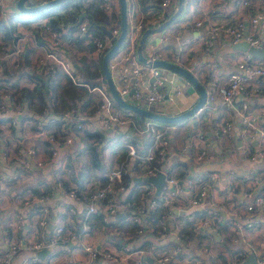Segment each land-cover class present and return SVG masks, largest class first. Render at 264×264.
Returning a JSON list of instances; mask_svg holds the SVG:
<instances>
[{"label": "built area", "instance_id": "1", "mask_svg": "<svg viewBox=\"0 0 264 264\" xmlns=\"http://www.w3.org/2000/svg\"><path fill=\"white\" fill-rule=\"evenodd\" d=\"M40 1L33 0V2ZM134 2L135 0H125V35L116 51L108 58L107 65L112 82L119 96L127 102L133 104L142 103L144 107H147L148 105H155L162 99L161 88L165 80L158 69L150 64V61L154 59H165V56L161 51H157L154 48L152 40L146 38L144 40L143 51L149 61L143 64L137 59L136 43L144 23L141 21L137 9L133 7ZM242 3L245 4L246 1H242ZM176 4V0H158V6L161 11L151 16L150 23L152 25L158 24L163 19L164 14H169L176 8ZM101 6L108 12L107 14L112 13L109 0H105ZM7 10L3 6V0H0V22L5 25H7L8 20L6 18ZM263 18L264 5L255 9L249 16L247 19L248 29L246 31L244 30L242 19H237L232 23L221 25L215 22L208 23L207 35L208 37L217 36V38H222L223 40L228 38L233 43L244 40L249 45L261 47L264 50V43L260 44L258 39L251 35V31L256 28ZM200 23L201 20H196L194 25L197 26ZM36 26H38L37 38L40 39V45L37 43L38 39L33 32V28ZM78 27L82 33L86 32V24L84 22L80 23ZM21 31L23 32L20 33ZM109 32L110 36H105L103 41L95 39V47L92 50H86L83 55L87 57H98L104 48L110 47L112 41L119 33V28L114 27ZM62 34L63 32L60 33L55 29L49 28L46 25L45 18L30 23L23 30L19 27L15 29L11 28L7 39H4V34L0 31V61L6 63V67L4 68L0 65V90L11 91L9 94L2 96V99L0 98L2 103L0 105V115H3V119L6 120L5 126L7 128L4 130L5 132H9L10 129L13 130L14 128L15 135L11 140L18 150L16 154L20 156V160L9 157L10 163L6 161L5 168L8 169L9 181L11 183L16 182V171L21 168L22 170L34 173L33 176L41 171L43 174L41 180L47 183L51 171L66 167L63 159L64 154H62V150H58L57 148L59 144L56 133H53L54 130L62 128L65 122L68 126L76 130L86 129L90 132H98L108 136L118 135V138L123 143L122 146L124 145L126 147L125 155L116 165L108 168L102 177H93L84 182L82 193L85 196V200L83 211L80 215L76 214L73 206L67 203L68 200H78L77 192L72 193L63 189L59 178L55 181L54 186L61 189L60 193L65 201L64 204L57 206L55 216H53L54 213L50 210L51 205L49 201L46 202V196L49 194L38 195L41 197L37 198V194H32L27 189L20 193L8 194L6 195L7 202L10 205L16 203V207H18L14 210L4 207L0 199V224L4 231L5 241L8 243L7 250L0 255V264H9L12 255L22 244L19 233L22 230L23 235L31 234L29 229L33 225L42 228L50 221H56L55 227L49 236L40 240L30 238L27 241L28 243L25 244L26 248L33 252L41 249L49 250L58 244L65 245L80 240L84 234L90 231L91 226L88 218L91 215L97 214L100 222L103 225H108L110 218L112 221V216H115L118 211L124 210L128 214L133 231L137 235H142L145 234V225L149 210L179 202L180 215H185L188 207L198 205V202L202 203L208 198V188L204 184V178L206 176L191 173V175L185 176L184 179L186 186L189 189H195V192L190 193L188 197L179 201L177 199L179 191L177 188L178 182L176 183L175 178L168 174L166 161L169 155L177 150V152L181 151L187 154L188 162L192 165L205 158L206 147L197 149L188 144L189 141L187 140V143L178 147L173 144V140L168 133L169 130L167 127L171 125L170 123L150 121L151 119L139 123V121L133 119L131 116L119 113V110L114 108L112 98L105 87H94L99 96V101L93 109L88 106H77L73 103L68 108L63 109L59 114V121H62H60L57 129H50L48 126L49 123L54 122L52 121L54 117L47 114V108L42 110L43 115H40V118L34 119L36 126L33 129L29 130L24 122L20 124V127L17 126L21 120L22 106H27L29 102L25 97L26 90H30L34 85L41 84L43 81L50 82L56 74L57 69L62 73H68L69 77H73L69 71L71 70L70 61L67 59L70 56V52L64 49L65 41L61 39ZM1 40L5 42L3 45H1ZM87 42L88 38L84 37L83 43ZM36 45L42 47V52L36 55L32 61L30 60L25 72L18 76L16 84H10L9 81L11 80H8V76L14 74V69L24 59L26 51ZM202 48L204 50V46ZM69 58L71 59V57ZM218 85L216 83H209L204 103L194 111L195 114L199 113L197 118L200 116L202 110L207 105H210L214 99L219 98L222 104L224 101L226 106L233 111L232 113L239 118L241 136L243 138L242 149L247 150L248 160L264 161V107L256 110L248 109V100L257 94L264 93V58H254L246 51L237 54L234 58V69L228 72L224 86ZM169 91L173 96H176L182 90L176 86L171 87ZM47 94L49 95V91ZM237 97L239 98V102L234 103L233 101ZM46 101L48 104L51 103L50 96L46 97ZM46 106L48 105L46 104ZM93 119L97 122L95 125L92 124ZM231 123V120L225 121L223 125L219 122L215 123L212 126V132L215 134L219 130L229 131ZM25 134L32 141L30 146H23L22 144L26 136ZM192 135L201 138L198 130L188 134L187 138H190ZM74 138L75 134L71 133V136L66 138V142L70 145ZM0 140H2L1 130ZM253 140L255 145L251 148L250 143ZM42 146L45 148H43V152ZM5 156H9V154L7 151L2 150L0 152V160H4ZM129 160H131V164ZM127 164H130V167L133 169V176L141 178L138 184L140 183V191L147 199L145 205H139L133 210L127 209L131 204L126 201L127 198L125 197L131 190L129 185H127L128 183L124 181V178L128 177ZM2 173L4 172H0L1 177H3ZM158 173L164 174V180L168 185H162L159 193L154 195L152 183L144 181L142 178L154 176ZM258 175L260 173L257 174L256 172L249 171L240 175L239 181L247 183L250 186L251 184L257 185L261 181ZM215 177L216 175L213 173L212 179ZM222 178L223 175H221ZM172 185L174 186L172 187ZM4 186L5 184H1L0 181V198ZM35 186L36 188L42 189V183H37ZM242 195L244 197H250L251 191L242 192ZM48 198L50 200V195ZM34 203L38 204L36 209H33L32 204ZM252 203H247L245 207L250 210L259 208L264 204V196H254ZM214 213L216 217L199 218L197 220L198 225H195L194 230L197 231L202 227H220L224 223V219L217 212ZM59 214L64 217V222L59 221ZM241 216L249 215L246 213L238 215V217ZM164 218L162 216L158 220V231L153 230L155 236L165 238L168 232L172 231L174 236L178 237L181 223L177 221L171 223L169 226L167 220ZM252 219L249 220V226L251 222L255 223ZM185 220H187V217ZM235 220L238 221L237 219ZM238 222L236 223L241 225ZM114 231H120V229H113L112 232ZM128 241H122L120 249L114 251L101 248L97 244L89 241H83L81 249L85 252L88 262L97 258L117 262L133 249L132 243ZM178 252L179 247H175L170 250V253H164L158 256L156 262L165 264L170 261L171 255ZM254 253H256L254 256L256 261L264 264V252ZM243 260L244 258L242 257L240 261ZM35 262L38 261L33 256L32 259L23 264H34Z\"/></svg>", "mask_w": 264, "mask_h": 264}, {"label": "crops", "instance_id": "2", "mask_svg": "<svg viewBox=\"0 0 264 264\" xmlns=\"http://www.w3.org/2000/svg\"><path fill=\"white\" fill-rule=\"evenodd\" d=\"M112 1L113 0H111V2ZM186 1L188 2H186L185 4V18H183L185 20V27L181 28H186L189 31H193L194 35H192L191 37H185L183 41H169L163 46L157 44L156 41L152 42L155 49H163L166 55L171 56V58L174 56L178 57L180 63L184 62L185 66L189 64L190 66L187 67L198 79V81L205 87L206 90L208 89L209 83H225L228 72L234 69V58L237 54L246 51L254 58H264V56H254L249 51L242 49L241 42H243L244 40H239L235 43H231L228 39L223 40L222 38H213L208 37L207 35L208 23L215 22L221 25L232 23L237 19H242L244 23V30L246 31L248 29V17L255 11V9L264 5V0ZM242 1H246V3L243 4ZM3 6L8 9L6 18H10L11 13L17 11V9L15 8V0H3ZM135 6H137L139 10L138 12H140V17L144 18L148 22L150 20L149 17L142 11L146 10L153 15L156 14V9L154 7L158 6V0H136ZM113 7L116 10L113 9L115 11L112 12V23H114L116 17H118L119 19L118 2L116 5L113 4ZM196 20H201V23L197 26L194 25V22ZM157 25L158 24L152 25L149 21V25H147V28H153ZM24 28L26 27H22L21 29L23 30ZM159 31L160 30L153 31L149 33V35H152L153 38L154 36L159 35L160 40H162L166 35H173L175 39H177V36L179 35L176 29L172 27L166 28L163 35H160ZM22 32L23 31H21L20 33ZM251 35L252 37L258 39V42H260V44L264 43V18L259 22L256 28L251 31ZM81 40L79 43L84 44L83 40ZM37 43L40 45L39 41ZM204 43L208 44V48L205 52L202 51V46ZM84 47H86V45H84ZM86 50H88V47H86ZM27 51L25 53L24 59L26 58V64L28 66L30 60L32 61V59L36 55L42 52V47L36 45ZM72 57L73 56H71V59L69 57L67 59L70 61V69L72 71V74L75 75L73 73L75 72V69L73 68L74 63ZM55 78L56 76L52 78V82L54 83L56 81ZM62 80L63 78H61L59 82H62ZM86 91V99H81L79 103H81L80 105L83 104V107L88 106L89 108H91L96 103H93L92 99H96L97 96H95V92L93 91ZM196 95V92H193L190 95H184L183 91H181L180 94L173 96V94L169 91V95H167L166 100L162 98L158 103L154 105V107L162 110L165 114H175L178 113L180 109H183L184 106H186L188 103H190L191 100L196 97ZM49 96L51 103L48 104L45 101V106L43 105L40 112H37L36 99L33 98L28 100L29 102L27 103V106H22V115L20 122L16 120L17 122H19L17 126L20 127V124L23 122L24 124L25 122L31 123L34 121V119L40 118V115H43L42 110L47 108V114H50L49 116L54 117V119L52 118V121L54 122L49 123L48 126L50 129H57V127L60 125V121L62 120L59 121V114L51 113V110L54 109L51 90H49ZM250 100L249 103L254 107L264 104V98H251ZM233 102L238 103L239 98H235ZM46 104L48 106H46ZM222 109L223 108L217 106V102L212 101L210 105H207L202 110L200 116L197 118L198 121L196 125L194 124L193 120L190 122L186 118L178 122L170 123L172 124V130H169L168 133L170 134L173 140V144L175 145L176 141L178 143H187L185 139L186 136L194 132V129L196 131V127H201L204 130V137L206 142L205 158L201 159L197 163H193L192 165H190V162H188V155L181 151L177 152L176 150V152H174L173 154L171 153L166 160L168 174L173 178H178V183L179 181L184 179L185 176L191 175V173L202 176L205 175L208 171H211L212 168L225 172L223 178L218 182V184H221L223 193L221 192V190H219L218 187L214 186L215 188H213L211 186V188L208 190V198L204 201V203L198 206H193L192 208V212H194L196 217H200L207 211H214L212 207L219 209L223 213V216L218 213L219 216L224 219V223L219 228L215 229L218 233L216 236H213L210 232L205 231L206 229L210 230L212 228H206L202 231V233H196L198 237L190 236L188 237L190 239H187L183 244H181L179 238L177 236H174L172 231H169L165 238L155 236L153 230L154 228H156V224L155 221H152V219L149 218V216L145 225V234L137 235L131 227L127 212L121 210L118 211L115 216H112V221L110 218V223L108 225H103L100 222L99 216L97 214L91 215L88 218L91 226L90 231L84 234L80 238V240L65 245H55L49 249L48 254H43L42 257L36 256L32 250L26 248L25 244L28 243L27 241L30 240V238L34 240H40L49 236L50 233H52L53 228L55 227L56 221H50L42 228L33 225L29 229L31 234L23 235L22 232L19 233V235L22 233L21 236H19V238H21L22 240V244L12 255L9 264H23L32 259L33 256H35L38 261L34 264H158L156 262L158 256L164 253H170V250L175 247H179V252L174 254V261L172 263L165 264H241L242 261H240V259L242 257L245 258L247 254H251L255 259L254 256L256 253L254 252H264V228H259L258 230H256V228L244 226L246 222L242 219L238 220L237 218H239V212L243 210L247 203L253 204L252 198L254 196H264V161H248L246 159L247 150L242 149L243 138L241 136L238 120H235L234 127L229 138L221 139L220 137H214L215 135L212 132V126L213 124L218 123L219 116L224 115ZM2 116L0 115V126H4V128H2L1 131L2 140L0 141H2V143H0V152L2 150H6L9 152V150L11 151L15 148V144L11 140V138L14 137L15 132L14 128L13 130L10 129L9 132L4 131L7 126H5V123L2 121ZM227 118H229V115ZM96 123V120L93 119L92 124L95 125ZM25 135L26 136L23 141L27 140V142H29L30 138L27 134ZM86 138L87 137H83V135L79 137L77 134L76 136V140L78 141L75 147L77 153L75 152L76 154H71L77 160L76 166H80L87 160V156L84 160H82V158L86 155L85 151L83 150L84 145L88 142V139ZM18 144L20 146L19 142ZM192 144L196 146L200 145V142H196V139L193 138ZM253 144L254 140L251 141L250 145ZM27 145L28 143L23 144V146ZM112 149L113 150H102V156L105 160V166L106 164H109L110 161L107 158L108 156L107 154H105V152H114V149L115 151L117 150V148ZM76 155H78V157H81L80 163L78 160L79 158L77 159ZM11 157L20 160V156H18L17 154ZM66 158L67 154L65 153L64 163H66ZM6 161L10 163L9 156H5L4 160H0V172H4L2 173V176L4 178L0 175V181L1 184H5L0 199L1 202H3L4 207L14 210L18 208L16 207V203L10 205V203L7 202L6 195H12L13 193L19 192L16 190H22V188L19 187L24 183L18 184V181L16 180L13 185H7V183H9L10 181L8 169L5 168ZM108 166H106V168L101 172V175L96 174V177L102 176L105 170L109 168ZM129 167L130 164H127V168ZM249 171L256 172L257 174L260 173V175L258 176L261 178V181L257 185L251 184L250 186L247 183L239 181V176ZM91 174L93 173L91 172ZM64 176L72 185L75 184L74 180L71 178L70 169H67V173L64 174ZM132 182L137 183L135 185L136 187H133V191L127 194V196L125 197L128 200H133L137 204L145 205L147 203V199L142 197L140 194V183L138 184V182L135 180ZM163 185H168L165 180L163 182ZM173 186L174 185H172V187ZM152 187L154 191L153 183ZM177 188L179 189L177 194V199L179 201L183 197H188L191 192V190L186 186V184H183L182 181L180 182V185L177 184ZM248 190L251 191L250 197H244L242 195V192H248ZM50 200L52 204L51 210L54 213L53 216H55L57 206L64 204L65 200L62 194L57 189L54 191L51 190ZM83 204L84 202L80 198L72 205L76 214H82ZM175 204L176 206L174 204H169L167 206L156 207L155 209L150 210L149 213L151 214V211H154L156 209H162L166 213L165 219L170 226L171 223L176 222V219H182V215H180L181 212L179 210V202H175ZM32 205L33 209H36L38 207L37 203H34ZM53 205H55V207ZM246 214L253 216L252 218L256 216L257 222H264V204L259 208H254L253 210L247 211ZM58 219L60 222H64V217L60 216V214L58 216ZM235 219H237L239 222ZM231 221H236L241 224L240 226H242V228L239 232L231 230ZM113 229H120V231L112 232ZM231 232V237L235 238L233 242H231V239H229V235ZM127 240H129L128 242L132 243L133 249L129 254L119 259L117 262H110L100 258L92 259L88 262L86 260L85 252L81 249L82 242L89 241L97 244L101 248L114 251L120 249V247L122 246V241L125 242ZM7 248L8 243L7 241H5L4 231L0 224V255L4 253Z\"/></svg>", "mask_w": 264, "mask_h": 264}, {"label": "trees", "instance_id": "3", "mask_svg": "<svg viewBox=\"0 0 264 264\" xmlns=\"http://www.w3.org/2000/svg\"><path fill=\"white\" fill-rule=\"evenodd\" d=\"M43 1L45 0H41L40 2H43ZM40 2H37V3H40ZM104 2L105 0H63L59 3H56L52 6H49L43 10H40L34 13H27V14L18 13L16 15H13L10 18H8L7 25L0 22V31L4 34V39H7L9 37L11 28H13V23H15L16 21L21 22L23 25H28L35 20L45 18L46 25L49 28L55 29L57 31L65 30L61 36V39L64 40L66 43H70V44L72 42L79 43L81 39L83 40L84 37H86L88 38V42L86 46L88 47V49H93L95 39L100 40L104 38L105 36H107L103 33V29L108 30L112 27L109 19L113 18L112 16L113 13L107 14V12L102 8L101 5ZM32 4L34 3H31L28 1L26 3V5H32ZM154 8L156 9V14L157 12L161 11L158 6ZM81 11H84L85 13L83 16L80 17V20L78 21V14ZM166 16L168 15L164 14L163 17H166ZM80 22L81 23L86 22V32L82 34L78 32L77 34L73 36L72 35L73 31L77 29ZM114 23H115V26H119L118 17H116ZM33 32L35 33V36L37 38L38 37V26L33 28ZM38 41H40V39H38ZM100 61H101V58H99V62L97 64L93 65V69H89V66H88L89 64L85 62V59L83 57H79L75 61H73L74 63L73 68L75 69V72L73 73L75 74L76 78L79 79L78 82L88 83L89 86L99 84L100 82H104V77H103V74L100 68ZM26 62H27L26 58L22 59L21 64L18 68V72L15 74V76L14 75L8 76V80L11 79L10 82H13V83L17 82L18 76H20L23 72H25L27 68ZM54 76H56L55 83L52 82V80L51 82L43 81L41 84L38 83L34 85L30 90L25 91V97L27 100H30L33 98L36 99L37 112H40L43 105L45 106L46 97H49V95L47 94L49 90H51V97L54 103V109L51 110V113L60 114L62 110L65 108H68L69 105L73 101L78 102L81 99H86L87 91L84 86L73 83L60 70H57ZM61 78H63V80L62 82H59ZM91 79H99V80H91ZM116 108L119 110V112H123V114L127 113L125 115L131 116L133 119L139 121V123H142L143 121L148 120L147 118L137 115L133 112L122 110L117 105H116ZM65 124L67 123L65 122ZM81 131H82L83 137H87L86 139H88V142L84 145V148H83L85 153L88 155L87 160L80 166H76L77 164L76 158H74L73 155L66 153L67 158H66L65 164H68L70 168L71 178L74 180L75 184H77L76 190H77L78 199L81 198L84 202L85 196L82 193L84 182L93 177L94 178L102 177V176L96 177V174L101 175V172L106 168L105 160L102 156V150L103 151L106 149L113 150L112 148H109L107 146V141L117 140L118 135L108 136V135L101 134L98 132H90L86 129H83ZM117 143H119L118 144L119 148L116 151L114 149L115 153L118 151H120V153H123V146L121 144L122 143L121 140L120 141L118 140ZM91 172L93 174H91ZM134 177L135 176H132V177L128 176L124 178V181L128 183L126 184L129 185V188L131 189L130 192L133 191V187H136L135 185L137 184L135 182L134 183L132 182L134 181L133 180ZM37 183H42V189L36 188L35 185ZM64 183L65 184L63 185L65 186V188H68L66 182ZM47 185L48 184H46L45 182H42L41 177L39 176L35 177L34 180H31L29 181L28 184H26V186H28L27 190L32 192V194H37V195L50 194L51 187H48ZM16 191H19L16 193H20L25 190L22 189V190H16ZM140 194L142 197H144L142 193ZM126 201L131 204L130 206L127 207L128 210H133L137 206L141 205V204H137L133 200L127 199ZM149 211H148L147 219L149 216V218H151L152 221H155L156 228H154V230L158 231L157 222L162 216L165 217L166 213L162 209L160 210L156 209L154 211H151V214L149 213ZM251 218L252 216L249 215V216H241L237 219L238 220L242 219L245 222H248ZM177 221L181 223V229L178 234V238L181 244H183L184 241H186L187 239H190L188 238L190 236L198 237L197 234L199 233L196 234L191 229L190 221L180 219V218L178 220L176 219V222Z\"/></svg>", "mask_w": 264, "mask_h": 264}, {"label": "rangeland", "instance_id": "4", "mask_svg": "<svg viewBox=\"0 0 264 264\" xmlns=\"http://www.w3.org/2000/svg\"><path fill=\"white\" fill-rule=\"evenodd\" d=\"M28 2H31V3H37V2H33V0H27ZM27 1H25L26 3H27ZM190 1V0H189ZM117 2H118V0H113L112 2H111V0H109V5H110V10H111V12H113V11H115L116 9L113 7V4L114 5H116L117 4ZM186 2H188V1H186V0H184L183 1V9L179 12V14L177 15V17L175 18V20H173L171 23H169L168 25H166L165 27H163L162 29H160V31H159V34L160 35H163L164 34V32H165V29L166 28H175L176 29V31L179 33V35L177 36V39H175V37L173 36V35H166L162 40H160L159 39V35H156V36H154V38L152 37V35H147L146 37H145V39L146 38H149L150 40H152L153 42L154 41H156V43L157 44H160V46H163L164 44H166V43H168L169 41H173V42H177L176 40H184L185 39V37H191L192 35H194V32L193 31H189V30H187L186 28H181V27H185V20L183 19V18H185V10H186ZM135 3H136V0H135V2H134V5H133V7L134 8H136L137 9V11H139L138 10V8H137V6H135ZM119 6V5H118ZM125 7H126V4H125ZM16 8V7H15ZM119 8V7H118ZM113 9H115V10H113ZM142 10H144V9H142ZM175 10V9H174ZM173 10V11H174ZM172 11V12H173ZM18 12V10L17 11H15L14 13H11V16H13V15H16V14H18L17 13ZM144 14H146L148 17H149V19H150V17L153 15L152 13H149L148 11H142ZM172 12H170L169 14H167L168 16L172 13ZM108 13V12H107ZM139 14H140V12H138ZM142 13V14H143ZM148 13V14H147ZM125 16H126V8H125ZM168 16H166V17H163V19L161 20V21H159L158 22V24L160 23V22H162L165 18H167ZM249 18V17H248ZM141 19V21L144 23L143 24V27H142V29L140 30V33H139V37H140V35H141V33H142V31L145 29V28H147L148 26L147 25H149V21L147 22V20H145L144 18H140ZM109 21H110V23H111V25H112V27L110 28V29H108V31H110L112 28H114V27H118L119 28V26H115V23H112L111 22V19H109ZM81 23V22H80ZM79 23V24H80ZM85 24H86V22H84ZM29 25V24H28ZM28 25H23L21 22H19V21H16L15 23H13V28L12 29H15L16 27H19V28H22V27H26V26H28ZM22 26V27H21ZM79 26V25H78ZM125 28H126V26H125ZM65 30H58L57 32H60V33H62V32H64ZM81 33L82 34V32L79 30V27H77V29L76 30H74L73 31V36L75 35V34H77V33ZM139 37H138V40H139ZM213 38H217V36H214ZM144 39V40H145ZM228 39V38H227ZM101 41H103V38L102 39H100ZM138 40H137V43H136V47H137V44H138ZM229 40V39H228ZM2 41V44L1 45H3L5 42H3V40H1ZM114 41V40H113ZM230 41V40H229ZM231 42V41H230ZM73 44H70V43H66L65 42V44H64V49L66 50V51H68V52H70V56L69 57H71V56H73L72 58H73V61H75L77 58H79L80 56L81 57H83L84 59H85V62H87L89 65V69H93V65H95V64H97L98 62H99V58H101L102 57V54L109 48H104L103 50H102V52L99 54V56L98 57H86L85 55H83V53H85L86 52V47H84V45H86L87 43H84V44H76V43H74V42H72ZM113 43V42H112ZM231 43H233V42H231ZM203 46H204V50H202L203 52H205V50L208 48V44L207 43H204L203 44ZM95 47V46H94ZM143 47H144V41H143V44H142V46H141V53H142V55L146 58V60H148L149 61V59H148V57L144 54V51H143ZM89 50V49H88ZM92 50V49H91ZM157 50V49H156ZM157 51H161L163 54H164V56H165V59H159V60H167V61H170V62H174L175 64H178V65H180V66H182V67H184V68H186L187 70H189V68L187 67V66H190L189 64H187V66H185V64H184V62L183 63H180V60H179V58L178 57H172L171 58V56H168V55H166V53H165V51L163 50V49H161V50H157ZM156 51V52H157ZM137 57V56H136ZM155 60V59H154ZM22 61V60H21ZM21 61H20V63H19V66H20V64H21ZM151 62V61H150ZM0 65L4 68V67H6V63L4 62V61H0ZM19 66L16 68V69H14V74H12V75H14L15 76V74L18 72V68H19ZM107 67H108V65H107ZM155 67V66H154ZM157 68V67H156ZM58 70V69H57ZM109 70V69H108ZM70 72H71V74H72V71L71 70H69ZM190 71V70H189ZM110 72V71H109ZM191 72V71H190ZM64 73V75L65 76H67L73 83H75V84H77V85H82V86H84L85 87V89L86 90H89V91H93V92H95V96H97V98L96 99H92V102L93 103H95V105L98 103V99H99V96H98V94H97V92L95 91V89L96 88H94V87H105L106 89H107V85H106V83H105V80H104V82H100L99 84H95V85H92V86H89V84L88 83H83V82H78V80L79 79H77L76 78V76L75 75H73L72 74V76L73 77H69V75H68V73L66 74L65 72H63ZM192 73V72H191ZM193 74V73H192ZM11 76V75H10ZM75 76V77H74ZM163 76V75H162ZM164 77V76H163ZM165 78V77H164ZM9 80H11V79H9ZM91 80H99V79H91ZM9 83L10 84H13L12 82H10L9 81ZM9 84V85H10ZM16 84V83H15ZM94 84V83H93ZM114 85V84H113ZM218 86H224V84H219ZM108 90V89H107ZM161 90H162V96H163V87L161 88ZM11 92V91H10ZM10 92H8V91H6V90H0V98L2 99V96H5V95H7V94H9ZM109 92V91H108ZM264 92V91H263ZM192 94V93H191ZM197 94V93H196ZM190 95V94H189ZM206 96V95H205ZM196 98H197V95H196V97L193 99V100H191V102L190 103H188L186 106H184V108L183 109H180L179 111H178V113L179 112H182L183 110H186V109H188L195 101H196ZM253 98H259V99H261V98H264V93H261V94H257V95H255ZM113 101V100H112ZM204 101H205V99H204ZM213 101H215V102H217V106L218 107H220V108H223L222 109V111L224 112L223 114L224 115H221V116H219V123L221 124V125H223L224 123H225V121H227V120H231L232 121V123H231V125H230V129H229V131L227 130V131H221V130H219L218 131V133H213L215 136L214 137H220L221 139H225V138H229L230 137V134H231V132H232V129H233V127H234V122H235V120H238V124H239V118H238V116L237 115H235L234 113H232L233 111H231L227 106H226V103L223 101V104L221 103V101H220V99L219 98H217V99H214ZM249 101V100H248ZM114 102V101H113ZM73 104H76L77 106H79L80 105V103H79V101L77 102V101H73L72 102ZM204 103V102H203ZM2 103H1V101H0V105H1ZM94 105V106H95ZM82 106H83V104H82ZM93 106V107H94ZM113 106H114V108L115 109H117L116 108V105L113 103ZM93 107H91V109H93ZM260 107H264V104H262L261 106H256V107H254V106H252L249 102H248V109L249 110H256V109H259ZM119 113H121V114H123V112H119ZM194 113V112H193ZM192 113V115L191 116H188L186 119H188L190 122L193 120L194 121V124L196 125L197 124V115L199 114H193ZM125 114H127V113H124V115ZM177 114V113H176ZM228 115H229V118H227L228 117ZM148 119V118H147ZM2 121L4 122V123H6V120L5 119H2ZM150 121H153V120H150ZM178 122V121H177ZM25 126L29 129V130H31V129H33L35 126H36V122L35 121H33V122H31V123H28V122H25ZM239 126H240V124H239ZM2 128H4V126H0V130L2 131ZM163 128H166V127H163ZM168 128V130H172L171 128H172V124L171 125H169V127H167ZM196 130H198V133L200 132V134H201V138H198L197 136H194V135H192L190 138H187V136H186V140L187 141H189L188 142V144H190L191 146H193V147H196L197 149H200V148H202V147H204L205 148V146H206V142H205V137H204V130L201 128V127H196ZM194 131H195V129H194ZM240 131H241V126H240ZM51 132V131H50ZM53 133H56V136H57V139H58V150H62V154H64L63 155V159H64V157H65V153H68V154H76L77 152H76V145H77V143H78V141L75 139L76 138V136H77V134H78V136L80 137L81 135H82V131L79 129V130H76V129H74V128H72L71 126H68L67 124H65L62 128H60V129H58V130H54V132ZM71 133H73V134H75V138L74 139H72V143L69 145V143L68 142H66V138L67 137H70L71 136ZM193 138H195L196 139V142L198 141V142H200V145H196V146H194L192 143H193ZM120 141V139L119 138H117V140H115V141H107V146L109 147V148H119V143H117V141ZM0 143H2V141H0ZM26 143H28V146H30L31 144H32V141H29V142H27V140H25V141H23L22 142V144H26ZM121 144H123V143H121ZM184 144V142H177L176 141V146H178V147H180V146H182ZM254 145L255 144H253V145H250L251 146V148H253L254 147ZM99 148V147H98ZM6 151V150H5ZM125 151H126V147L123 145V153H120V151H118V152H116L115 153V151L114 152H105V154H107V158L110 160L109 161V164H106V166H108L109 168H111L112 166H114V165H116L121 159H123V157H124V155H125ZM8 152V151H7ZM18 152V150L16 149V147L14 148V150H11V151H9L8 152V154H9V157H11V156H15L16 155V153ZM42 152H43V146H42ZM76 152V153H75ZM79 156H83V155H79ZM86 156H88L87 154L85 155V157H83L82 158V160H84L85 158H86ZM76 157H77V159L79 160V163L81 162V157H78V155H76ZM246 159L248 160V156L246 155ZM249 161V160H248ZM253 161H256V160H253ZM129 162H130V164H131V160H129ZM65 164V163H64ZM65 166V165H64ZM67 169H70L69 168V166H67V164H66V167L65 168H59V169H57L56 171L55 170H53V171H51V173H50V175H49V177H48V179H47V183L46 184H48L47 186L48 187H51V190H58L59 192H61V189H59V187H55L54 185H55V181L59 178L60 180H61V183H62V188L63 189H66L67 191H69V192H72V193H76L77 192V190H76V184H71L69 181H67V178L64 176V174H66L67 173ZM17 181H18V184H23V185H20V187L19 188H22V189H24V190H26L27 189V187L28 186H26V184H28L29 183V181H31V180H34V178L35 177H37V176H41V178H42V176H43V174H42V172L40 171V172H38V173H36L35 174V176H33L34 175V173H30V171H27V170H22L21 168H19L17 171ZM127 173H128V176H133L134 175V171H133V169L131 168V167H129V168H127ZM213 173L216 175V177L214 178V179H212V176H213ZM225 174V172H222L221 170H218V169H213L212 168V170L211 171H209V172H207L206 174H205V178H204V184L205 185H207V190H209L210 188H211V186L213 187V188H215V187H218L219 188V190H221V192L223 193V189H222V187H221V184H218V182H219V180H221V175H224ZM178 181V178H175V182H177ZM182 182H183V184H186L185 183V179H182L181 180ZM181 181H179V183H177L178 185H180V182ZM64 182H66V184H67V186H68V188H65V186L63 185V184H65ZM15 183V182H14ZM14 183H11V182H9V183H7V185H13ZM214 184V185H213ZM54 186V187H53ZM215 186V187H214ZM191 190V192L190 193H194L195 192V189H190ZM66 191V192H67ZM51 193V192H50ZM140 193H142L141 191H140ZM50 195V194H49ZM49 195L48 196H46V202H48L49 201V203H50V205L52 206V204H51V200H49ZM37 196V198H39V197H41V196H38V195H36ZM185 197H183L181 200H183ZM67 203H68V205H73L74 203H75V201L74 200H68L67 201ZM199 204L198 205H201V204H203L204 202H202V203H200V202H198ZM174 205H176V204H174ZM198 205H195V206H198ZM54 207H55V205H53ZM192 208H193V206H190V207H188L187 209H186V214L185 215H182V219H186V217H187V220L188 221H190V227H191V229L195 232V233H201L204 229H206V228H204V227H202L201 229H198L197 231H195L194 229V227H195V225H198V219L199 218H201V217H196V215L194 214V212H192ZM51 209H52V207H51ZM50 209V210H51ZM250 209H247V207H244L243 208V210L242 211H240L239 213L240 214H245L247 211H249ZM215 212V211H214ZM213 211H207V212H205L204 214H202L201 216L202 217H204V218H206V217H209V216H212V217H216V215H215V213H214ZM254 219V220H253ZM252 219V221H256V216H254V218ZM213 223V222H212ZM249 222H247L246 224H244V226H248L249 227V224H248ZM230 225H231V230H233V231H236V232H239L240 230H241V228H242V226H240V225H238L236 222H234V221H231L230 222ZM219 228V227H218ZM250 228H256V230H258L259 228H264V222H255V223H252L251 222V225H250ZM212 229H217V228H212ZM21 232H22V230H21ZM215 232H216V230H215ZM19 233V232H18ZM217 233V232H216ZM22 234V233H21ZM21 234L19 235V236H21ZM218 234V233H217ZM17 235V234H16ZM231 235H232V232L230 233V235H229V239H231V242H233L234 241V239L235 238H232L231 237ZM185 258V257H184ZM186 259V258H185ZM174 261V255H171V259H170V261H168L167 263H171V262H173ZM158 264H160V263H158Z\"/></svg>", "mask_w": 264, "mask_h": 264}, {"label": "water", "instance_id": "5", "mask_svg": "<svg viewBox=\"0 0 264 264\" xmlns=\"http://www.w3.org/2000/svg\"><path fill=\"white\" fill-rule=\"evenodd\" d=\"M25 1L27 0H15V7L19 13L22 14L34 13L43 10L49 6H52L56 3H59L63 0H45L43 2L32 5H26ZM182 2L183 0H176L177 3L176 8L167 18H165L162 22H160L156 27L145 28L142 31L136 47V56L137 59L143 64L148 63V60H146V58L141 53V46L143 44L145 37L149 33L153 31H158L163 27H165L166 25H168L170 22H172L181 11ZM118 5H119V33L117 37L114 39L111 46L103 53L100 61V68L112 100L122 110L133 112L137 115H140L142 117L160 123H174L177 121H181L187 118L188 116H191L192 113L196 110V108H198L203 104L205 99L206 89L189 70L178 64H175L174 62H170L167 60L155 59L150 62V64L152 66L157 67L159 73L165 77L162 86L163 87L162 98L166 100L169 89L171 87H176V86L182 89L184 95H189L193 92H196L197 93L196 101L188 109L183 110L182 112H179L177 114L176 113L165 114L162 110L155 108L153 104L144 107L142 103L133 104L127 102L126 100L122 99L119 96L118 92L115 89V86L113 85L111 75L107 67L108 58L116 51L117 47L121 44L125 35V26H126L125 0H118ZM84 13H85L84 11H81L78 14V21L80 20V17L84 15ZM103 33L107 36H110V32L106 29H103ZM241 43H242L241 48L249 51L252 55L257 57L264 56L263 49L259 47L251 46L246 41L245 42L243 41ZM142 179L144 181L151 182L154 184V195H157L160 191L161 186L163 185L164 174L158 173L157 175L146 176ZM133 180L139 182L141 178L134 177ZM212 209L223 216V213L219 209L215 207H212ZM205 231L210 232L213 236L217 235L214 229H210V230L206 229ZM48 253L49 250L47 249H41L34 252V254L38 257H42L43 254H48ZM241 264H260V263L256 262L251 254H247V256L244 258Z\"/></svg>", "mask_w": 264, "mask_h": 264}]
</instances>
